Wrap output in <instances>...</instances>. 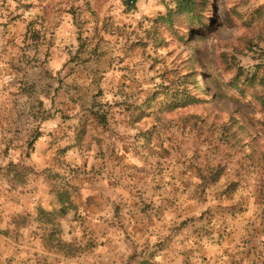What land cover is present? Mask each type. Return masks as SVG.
<instances>
[{
	"label": "rangeland",
	"instance_id": "1",
	"mask_svg": "<svg viewBox=\"0 0 264 264\" xmlns=\"http://www.w3.org/2000/svg\"><path fill=\"white\" fill-rule=\"evenodd\" d=\"M175 6L140 0L128 13L123 0H0V49L8 39L25 95L15 114L0 113V264H230L238 245L264 257V171L250 149L223 147L220 133L237 119L264 143V97L240 98L221 59L264 78V41L254 48L250 30L264 0H209L203 29L182 30L185 44L147 45L149 21ZM190 58L209 103L167 116L168 126L151 111L140 117ZM99 112L107 128L94 120ZM189 116L204 123L184 131ZM85 128L92 133L77 139ZM205 167L221 178L203 190ZM65 189L77 211L59 206ZM44 212L61 215L53 248ZM73 241L74 255L59 250Z\"/></svg>",
	"mask_w": 264,
	"mask_h": 264
},
{
	"label": "trees",
	"instance_id": "2",
	"mask_svg": "<svg viewBox=\"0 0 264 264\" xmlns=\"http://www.w3.org/2000/svg\"><path fill=\"white\" fill-rule=\"evenodd\" d=\"M176 6L167 12L166 15H160L158 18L149 21L150 28L144 32L146 36L147 45L155 44L159 41V45L168 46L167 39H171L172 42L186 43V39L182 37V30L192 29L193 27H204V19L202 17L208 14L206 13L209 0H175ZM140 0H123L126 11L136 12L138 3ZM252 23L250 30L257 43L252 42L254 48L259 46V43L264 41V6L252 15ZM258 23V24H257ZM253 41V40H252ZM251 42V40H250ZM249 42V43H250ZM142 47L147 48L146 45ZM230 56L222 55V62L225 63V74L230 78L228 86L236 91L240 98L243 100L253 99L255 102H259L264 97V78L260 77L257 72L252 73L246 70L240 64H236L234 60H230ZM46 58L51 59L50 53L46 54ZM175 69L176 81L169 87L163 88L161 92L152 96L140 109V117L143 116L145 111H151L156 117V120L161 125H169V122L165 121L166 117L174 114L183 109L194 108L199 106H205L209 102L205 100L207 96L203 87L201 76L202 73L198 68L197 63L193 59L180 60V63ZM262 89V92L260 91ZM164 95L167 100V104L161 108L154 106V102ZM227 95V94H225ZM262 120L259 124L264 129V103L261 106ZM147 116L150 115L146 113ZM94 120L98 122L100 127H108V113L99 112L93 113ZM247 117V123L254 127V118ZM183 130H189L192 132V128L199 127L204 123L197 116H189L183 119ZM168 128V127H167ZM90 130L83 129V131L77 135V139L85 141L87 134H91ZM221 143L227 150H231L235 153H241L246 149H250L251 153L248 156L250 163L257 169L264 171V143H261L259 139L253 135L248 127L240 123L237 119H232L229 123L222 126ZM40 136L35 138L34 142L39 140ZM87 143V142H85ZM198 178L202 182V189L205 190L212 182L217 184L220 181L221 175L216 170L205 167L204 170H198ZM59 176H47L48 180L58 179ZM24 176L20 178L23 180ZM57 200L60 207H66L70 211H77V207L72 202V194L68 190H62L57 193ZM42 220L45 222L48 228L51 229L49 234L48 246L53 248L56 244V228L59 225V219L61 215L58 212H54L52 215L42 213ZM78 242L73 241L71 243L62 242L59 246V250L64 252L68 256L74 255L78 250Z\"/></svg>",
	"mask_w": 264,
	"mask_h": 264
},
{
	"label": "crops",
	"instance_id": "3",
	"mask_svg": "<svg viewBox=\"0 0 264 264\" xmlns=\"http://www.w3.org/2000/svg\"><path fill=\"white\" fill-rule=\"evenodd\" d=\"M9 43L10 42L8 39L4 40V46L6 48H4L3 46V63L0 68V113H2L3 115L5 111H9L15 114L14 108L16 107V104H18L16 100H20L21 98H23V96H25L21 95V93L18 92L14 84V78L11 75V72H13L14 68L13 66L8 64L10 63L13 65L14 58L9 54L10 52L7 54L8 47L12 46L11 44L8 45ZM7 77H10L12 79L10 83H7ZM234 250L235 251H233V254H231V259L233 260H231L230 264H264V257L257 258V256H255L254 254L252 256H248L247 254L243 253V249L241 250L239 248V245L235 246Z\"/></svg>",
	"mask_w": 264,
	"mask_h": 264
},
{
	"label": "built area",
	"instance_id": "4",
	"mask_svg": "<svg viewBox=\"0 0 264 264\" xmlns=\"http://www.w3.org/2000/svg\"><path fill=\"white\" fill-rule=\"evenodd\" d=\"M2 61H3V54H2V51L0 49V68L2 66ZM8 78V82L7 83H10L12 81V79L10 77H7Z\"/></svg>",
	"mask_w": 264,
	"mask_h": 264
},
{
	"label": "bare ground",
	"instance_id": "5",
	"mask_svg": "<svg viewBox=\"0 0 264 264\" xmlns=\"http://www.w3.org/2000/svg\"><path fill=\"white\" fill-rule=\"evenodd\" d=\"M203 80V79H202ZM203 87H204V89L205 90H207L208 89V86H207V84L206 83H203Z\"/></svg>",
	"mask_w": 264,
	"mask_h": 264
}]
</instances>
